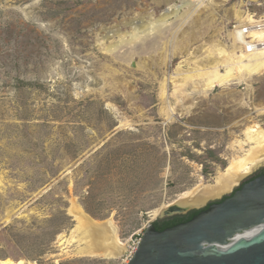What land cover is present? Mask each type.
<instances>
[{"label":"rangeland","instance_id":"1","mask_svg":"<svg viewBox=\"0 0 264 264\" xmlns=\"http://www.w3.org/2000/svg\"><path fill=\"white\" fill-rule=\"evenodd\" d=\"M182 1L0 0V259L128 264L154 210L215 186L244 155L237 144L246 129L264 128L255 110L264 106V72L207 95L198 79L184 100L169 81L175 116L162 112L163 80L185 60L167 62L173 48L164 42L188 37L186 58L195 61L208 47L231 50L239 12L264 16V0H202L184 24L167 17L160 43L140 54L141 24L186 12ZM74 205L97 223L112 221L126 244L121 258L78 254L86 239L63 250L59 236L77 226Z\"/></svg>","mask_w":264,"mask_h":264},{"label":"bare ground","instance_id":"2","mask_svg":"<svg viewBox=\"0 0 264 264\" xmlns=\"http://www.w3.org/2000/svg\"><path fill=\"white\" fill-rule=\"evenodd\" d=\"M182 3L184 8H187L186 12H178V10L175 12L172 11L170 14L164 15L166 17L162 19L159 24L157 23V26H150V24L146 23L141 24L138 28L140 30L138 38L141 44L137 47L140 54L153 49L155 44L160 41L162 34L168 30V27L164 28L166 24L164 21L167 17L173 15V17H176V20H183L184 24V22H186L185 20L190 18L192 13L196 12L203 4L202 0H183ZM244 17L245 16L239 12L237 14V23L243 22ZM229 36L232 39L233 32H231ZM131 42H133V40L129 41L128 44ZM189 43L188 37L177 40L175 35L173 39L167 40L162 45L171 44L173 48L171 55H165L167 62H170L171 58L176 54H180L185 58L176 69L177 73H175V76L170 80L169 78H165L161 87L162 99L164 101L162 112L167 115L169 120H172L175 116V108H173L168 101L167 86L169 85V81L174 84L176 88L175 92H177L179 96V93L181 94L179 91H183L184 95L185 89L189 84L196 83L198 79H201L203 91L206 92L207 95L216 88L231 86L236 80L247 82L249 79L264 72V53L248 56L232 42L233 44L230 51H228L229 47L227 48L218 44L206 48V56L204 58H202V56L205 53L202 55L200 54L201 56L195 54L196 56H194L196 59L192 61L190 57L186 58L189 52ZM226 48L228 50H226ZM113 50V46L107 48L108 52H112ZM133 59L134 58L131 57L128 62H133ZM184 65H195L196 67L194 66L195 69L192 68L193 70L191 69V71H184L182 70ZM199 65H201L200 69ZM137 66L143 68L141 63H138ZM145 68L146 67H144V69ZM174 94L175 93H173V95ZM186 97H188V95L182 96V99L184 100ZM255 110L258 114L264 115V106L256 107ZM244 135L245 142L238 141L239 144H237L244 152V155L237 156L235 159L233 158V161L231 160L232 162L226 170V173L218 179L215 186H209L205 189L204 187L203 189L198 188L194 191L185 193L174 205L164 206L154 210L151 215L152 220L168 211H186L194 207H202L208 200L220 198L222 195L230 192L241 179L252 174L261 165H264V128L259 124H253L246 129ZM246 147H249V149L247 150ZM70 213L77 222V226L69 235L63 234L59 236L60 246H62L65 252H68L69 247L86 239L85 245L77 248L76 251L78 254L90 257H104L106 259H119L124 255L126 252V244L121 241L117 229L112 225V221L101 224L97 223L85 213L80 205H74ZM263 226L246 230L243 233L249 234L260 231ZM0 264H25V262L23 260L14 261L5 258L0 259Z\"/></svg>","mask_w":264,"mask_h":264},{"label":"water","instance_id":"3","mask_svg":"<svg viewBox=\"0 0 264 264\" xmlns=\"http://www.w3.org/2000/svg\"><path fill=\"white\" fill-rule=\"evenodd\" d=\"M246 181L221 203L197 209L209 206L186 223L163 231L154 226L188 210L152 220L128 264H264V174Z\"/></svg>","mask_w":264,"mask_h":264},{"label":"built area","instance_id":"4","mask_svg":"<svg viewBox=\"0 0 264 264\" xmlns=\"http://www.w3.org/2000/svg\"><path fill=\"white\" fill-rule=\"evenodd\" d=\"M233 43L248 56L264 53V16L247 12L243 22L233 26ZM141 239L135 244L131 258L137 251Z\"/></svg>","mask_w":264,"mask_h":264},{"label":"trees","instance_id":"5","mask_svg":"<svg viewBox=\"0 0 264 264\" xmlns=\"http://www.w3.org/2000/svg\"><path fill=\"white\" fill-rule=\"evenodd\" d=\"M239 189H241V188H239ZM225 199L219 201V203H221ZM206 209H204V210H206ZM202 211L203 210H194V211L190 212L187 215H179V216H175V217H172V218L165 219L163 221L159 220V221L154 223V226H155L157 231H163L166 228H170V227H173V226L177 225L181 221H186V222L190 221L191 219H193L196 215H198Z\"/></svg>","mask_w":264,"mask_h":264},{"label":"flooded vegetation","instance_id":"6","mask_svg":"<svg viewBox=\"0 0 264 264\" xmlns=\"http://www.w3.org/2000/svg\"><path fill=\"white\" fill-rule=\"evenodd\" d=\"M263 174H264V171L260 172L259 174L255 175L254 177H251L249 180H247V181L245 182V184L248 183V182H250V181H252L253 179H255V178H257V177L263 175ZM225 198H228V197H225ZM225 198H224V199H225ZM215 203H219V201L214 202V203H212V204H215ZM212 204H210V205H212ZM210 205H209V206H210ZM206 208H207V207H206ZM206 208H204V209H206ZM204 209H202V210H204ZM166 219H168V218H166ZM164 220H165V219H164ZM161 221H163V220H161ZM182 223H186V221H181V222H179L178 224H182ZM178 224H177V225H178ZM166 229H167V228H166Z\"/></svg>","mask_w":264,"mask_h":264}]
</instances>
